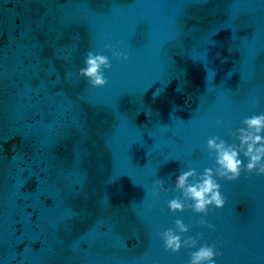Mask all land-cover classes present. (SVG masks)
Here are the masks:
<instances>
[{
  "label": "water",
  "instance_id": "95a60500",
  "mask_svg": "<svg viewBox=\"0 0 264 264\" xmlns=\"http://www.w3.org/2000/svg\"><path fill=\"white\" fill-rule=\"evenodd\" d=\"M89 50L104 86L79 75ZM254 112L264 0H0V264H187L159 236L177 217L217 264H264V176L220 180L215 228L151 194Z\"/></svg>",
  "mask_w": 264,
  "mask_h": 264
},
{
  "label": "clouds",
  "instance_id": "9594fccd",
  "mask_svg": "<svg viewBox=\"0 0 264 264\" xmlns=\"http://www.w3.org/2000/svg\"><path fill=\"white\" fill-rule=\"evenodd\" d=\"M106 47L112 49L113 57L129 59L128 52L111 44ZM111 67L112 59L109 55L89 50L79 68V75L91 86L101 87L108 83L105 70ZM253 103L258 104L259 100L255 99ZM216 123L223 122L218 119ZM229 135L233 138L231 142L220 135L207 138V148L213 159L212 166L204 167L202 171L194 167L185 169L170 184L157 178L153 182L152 196H158L160 192L167 193L174 188L178 194L167 201L171 212L191 210L201 214L200 224L215 228L206 217L212 208H223L227 202L220 180L235 181L244 172L264 176V112L244 116L239 126L229 130ZM189 232L190 225L177 217L174 226L164 228L159 236L166 251L176 253L182 248L190 249L187 264H217V245L200 243L203 233L186 235Z\"/></svg>",
  "mask_w": 264,
  "mask_h": 264
}]
</instances>
